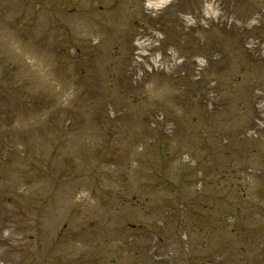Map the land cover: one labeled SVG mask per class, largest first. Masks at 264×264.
<instances>
[{"label":"rangeland","instance_id":"obj_1","mask_svg":"<svg viewBox=\"0 0 264 264\" xmlns=\"http://www.w3.org/2000/svg\"><path fill=\"white\" fill-rule=\"evenodd\" d=\"M258 4H257V8L258 10H260L261 7H264V0H257ZM2 1H0V14L3 12L4 8H6L5 6L2 7L3 3H1ZM157 2H160V0L155 1V5ZM236 6L238 8V10H242L241 8L243 7V5L238 6L239 0L235 1ZM191 4H194L193 0H182L181 4H179V7L181 10H188L191 7ZM154 6V4H152V7ZM15 9V7L13 8V10ZM247 9V8H246ZM12 10V9H11ZM8 12V10H6ZM250 12L247 9V13L241 11V13H238V19L241 22H246L248 20V15ZM36 16V15H35ZM3 18L0 19V29H4L5 27H8V29L10 30V26L12 24V22L10 20H8L7 18H4V23L3 21H1ZM47 17H40V21L44 24L47 21ZM56 21V20H55ZM51 21H48V24ZM60 22V21H58ZM33 27V26H32ZM31 27V28H32ZM83 29H85L84 26H82ZM264 28V22L262 24V26ZM78 28H74V31H72V36L73 40L72 42L75 43L77 42L78 47L80 49V51H82L83 53H87V54H92V55H101V51L102 48L98 47V43L100 44V42H97L96 44H94V48L91 46V44H88L86 42H84V45H80V42L83 41V39L77 34L78 33ZM255 32L258 31V33H256V36H259L260 38L264 39V31L260 32V30L256 29L254 30ZM56 34V37L59 36V31H55L54 32ZM53 33V34H54ZM16 34V33H15ZM14 36V35H13ZM8 37V42H13L14 40L12 39V37L10 35H7ZM211 39V38H210ZM229 39H227L226 37H224L223 35L216 36L214 38H212L211 44L206 45L205 46V50L208 49H213L215 50L216 48H219V43L221 44L228 41ZM203 43L200 46L197 42L195 43V49L194 50H198L199 48L203 47L204 42L207 43L209 41L205 39V37L203 38ZM71 46L75 47L73 44H71ZM70 46V47H71ZM198 46V47H197ZM27 47H32L31 45H27ZM22 52L26 53L28 52V49L22 47ZM216 51H224L227 52L228 49H220V50H216ZM12 59V58H10ZM11 61V60H9ZM78 61H80V58L78 59ZM29 66V65H28ZM27 66V67H28ZM101 64L99 62L98 58H95L94 60H91L88 62V65L83 68L82 70H77V74L76 77L81 78L79 80H85L88 81L90 78L94 77L91 74H88L91 71L94 70H99L101 68ZM264 66V65H261ZM29 69V68H27ZM30 71H32L33 69H29ZM2 68H0V74L2 73ZM72 72V71H71ZM45 76H47V73L44 74ZM61 77V83L64 81L66 82L68 80V78H70L68 76V78L66 77V74L64 72H62V74L60 75ZM258 78L256 81V85L259 87L261 82L264 81V72L261 70L257 71V75L254 73V75L246 81V83L243 85H239L240 82L236 81L235 84L234 82H232L230 79L225 78V80L223 78L222 81V86L223 89H228V92L224 93L226 95H228V97H235L238 98L239 100H247V93H246V88L250 89L249 87L252 85V80ZM71 79V78H70ZM156 81H154L153 83L150 82V77H148L145 80V87H150L148 89H150L149 94L150 95H154V97H159L158 100L156 101V103L158 102L157 108L159 110V112H163V114L165 115V117H169L168 114V107L166 106V103L164 102V99L166 97L168 98H172L173 100L176 101L179 100V98H182V94L180 93L179 89H177V85H172L169 82H163L160 80V78H152ZM255 82V81H254ZM102 84L106 86L105 90L97 93V95L95 96V98H97L94 101V104L90 103V96H88L86 99L83 96H79L77 97L76 101H81L83 105L88 106V107H83V106H78V107H74L72 112L76 113L78 111H88V109H94V110H99L101 112H106L110 107H120V106H126L128 107L127 109V118L129 119V123H130V130L131 132L134 131L135 133H138V135H142L143 137H146L147 139L149 138H153L156 137L155 132H157L159 134V136L161 137H168L163 131L159 132L157 130L152 129L151 125L148 123V125L145 123V127H142V123L139 122V119H137L136 115L138 114V110H139V106H136L137 104L135 102H131L136 101L137 99V94L136 93H131L128 92L127 95L124 97L120 94L117 93V95H113L112 91L117 90L118 89V84L115 83L114 79L112 77H109L108 75L106 77L103 78L102 80ZM169 84V85H168ZM108 88H111V90L109 91ZM224 89V90H225ZM225 95V96H226ZM185 100V99H184ZM133 104H131V103ZM140 103V102H139ZM142 103H140L141 105ZM47 107V106H46ZM134 107V108H133ZM188 110V109H187ZM186 110V112H187ZM259 110V108H258ZM155 111V110H154ZM260 112L264 113V107H260ZM154 113H157L156 111ZM21 113L16 112V115L14 116V120H16V123L20 126L25 124V121H22V117L19 116ZM1 120V118H0ZM178 123L176 125L175 128V133H178L179 127L182 126L181 131H184V135H182L183 137H185L186 135L188 136V126H190L189 122H186L185 118L179 119L177 120ZM251 121V117H247L246 119H244L242 121L241 124H244L245 126H249ZM125 124L126 121L124 122ZM128 125V124H127ZM174 136V135H173ZM0 139L3 140L4 139V135L3 133H0ZM32 139H35L34 136H32ZM31 139V140H32ZM18 141H20L19 139H17ZM40 146H44L43 144H40L39 146L35 147V148H40ZM31 147V146H30ZM262 154V153H261ZM81 157H83L82 154H80ZM217 159L219 158L218 155L215 156ZM264 158V155H263ZM75 160H71V162H69V164H67V168L71 167V164L74 162ZM1 187V186H0ZM123 192L121 190H118L114 193H112L111 198L109 197V194L105 191H102L100 194L102 196V202H109L107 201V199L111 200L112 198L114 199L115 197H119V195ZM8 195H10V197H8ZM107 197V199H105ZM136 196L132 195L128 198H122L123 200H128L127 202L129 204H131L133 202V200L135 199ZM27 197H23L21 198V196L18 197L17 193H16V189L15 186L12 185L8 188H5L3 191H0V264H84L81 260V258H83L84 254L88 252L89 257H87L89 259L88 264H112L115 262V257L117 259V262H120L123 260V258L114 255V254H110L111 249L108 246H112V243L110 241H108L106 243V240L109 239V235L108 233L104 230V234H105V238L104 239H99L96 238L93 240L91 238L86 239L85 242H81L79 244L80 247H78L77 245L73 246V243L71 245L70 243H66V245H62L61 248H56V246H53V240L55 238L54 233L58 230L57 226H56V222H53V220L51 219V217H45L43 220V224H45L46 229H45V233H43L42 237L44 240V245L43 247H40L41 241L39 240L38 242L32 243L30 242V244L25 245V247H21V246H16V248H13V246L9 247V246H5L4 244V233L5 230H9V235L11 236L12 234H14V230L15 229H19L23 227L22 222H24L27 218L24 217L23 214H21V208H19V206H22V201L26 200ZM35 197H32L30 195V200H35ZM29 200V201H30ZM145 202H142V204H144ZM67 204H69V201L67 202ZM94 205H97L96 203H93ZM93 204H86L87 206L91 207L93 206ZM129 204L127 206L126 209H123V211H128L130 209H132V205L131 207H129ZM103 206V204H102ZM59 208H63V206L59 205ZM134 208V212L136 209H138L137 207H133ZM94 209H96V207H94ZM116 209V207H115ZM20 210V212H19ZM121 210V209H120ZM101 216H105L107 212H104V210L101 209ZM118 212H120L118 210ZM116 213V212H115ZM212 213V212H211ZM108 215H106L107 217ZM204 217V216H203ZM203 217H201L200 215H195L193 216L191 219L193 220V222H205V219H203ZM129 225L128 224H124V228H127ZM106 229H108V227L105 224ZM104 227V228H105ZM257 228V227H255ZM25 230V229H24ZM52 230V232H51ZM100 234L103 233V231L101 230V228L96 229ZM126 233V232H124ZM25 235H27L25 233ZM30 235H34V233H31ZM128 237V233H126V236L122 237L121 239H116L119 242H124ZM23 242L29 243V241L27 242L26 240H22ZM22 241H20L19 243H21ZM130 243H132V239L129 240ZM246 244L245 246L250 247V243L246 240L245 241ZM18 243V244H19ZM25 243V244H26ZM134 243V242H133ZM115 244V243H113ZM121 244H119L118 246V250L123 249V247L120 246ZM29 248H28V247ZM192 246V245H190ZM242 246V245H240ZM81 248V249H79ZM193 248L190 247V250ZM109 251L107 255V257L105 258V260H100V258H97V256L99 255L98 253L100 252H106V250ZM83 253V255H81ZM198 253L197 249L194 248V250L192 249L191 254H190V259L193 260L194 256H196ZM107 254V253H105ZM257 254L254 255V257L252 259H255L257 256ZM62 257H70V261H65L64 258ZM86 257V255H85ZM84 257V258H85ZM76 260H79L78 262H76ZM126 261L128 259H125ZM130 260L133 262V264H140L141 261L139 260V258L135 255H133L132 257H130ZM76 262V263H75ZM120 264H125V262L122 261V263Z\"/></svg>","mask_w":264,"mask_h":264}]
</instances>
